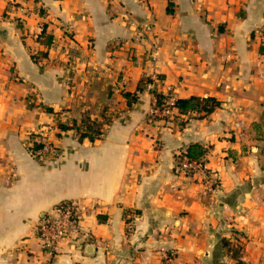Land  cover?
Masks as SVG:
<instances>
[{"label":"crops","instance_id":"1","mask_svg":"<svg viewBox=\"0 0 264 264\" xmlns=\"http://www.w3.org/2000/svg\"><path fill=\"white\" fill-rule=\"evenodd\" d=\"M263 25L264 0H0V264H38V220L62 201L98 210L54 264H264ZM153 92L221 105L149 124ZM85 118L100 136L61 131L54 158L34 155ZM191 144L212 191L176 172Z\"/></svg>","mask_w":264,"mask_h":264},{"label":"built area","instance_id":"2","mask_svg":"<svg viewBox=\"0 0 264 264\" xmlns=\"http://www.w3.org/2000/svg\"><path fill=\"white\" fill-rule=\"evenodd\" d=\"M6 2L9 6H13L15 0H6ZM261 33L264 46V25ZM150 85L152 84L150 83ZM151 88L153 89L152 86ZM155 103L154 97L147 123L154 124L157 120L167 122L173 119L174 103L167 96H165L161 108L154 107ZM33 143L40 144V147L33 152L38 159L50 160L55 157L57 147L44 133L35 136ZM181 154L179 153L176 158V172L186 174L188 168L193 169L194 173L201 175L205 190L212 191L214 189L213 183L216 180L214 174L208 172L204 166L188 162L185 157L178 159ZM97 210L98 205L92 202L85 204L78 201H62L53 206L50 211L43 213L37 223V239L41 251L38 264H54L56 258L62 253L63 245L72 244L80 250L89 245L92 240L90 231L83 228L80 221L84 216L95 214ZM134 220L133 214L125 216V226L128 233L134 229ZM236 238L241 239L239 235H236Z\"/></svg>","mask_w":264,"mask_h":264},{"label":"trees","instance_id":"3","mask_svg":"<svg viewBox=\"0 0 264 264\" xmlns=\"http://www.w3.org/2000/svg\"><path fill=\"white\" fill-rule=\"evenodd\" d=\"M170 13V10L168 11ZM37 41L45 46L49 47L52 43V36L47 34L45 30L41 32L40 35L37 37ZM45 53L39 52L37 53L34 58H40L44 57ZM153 96L155 97L156 103L154 107L161 108L162 102L165 98L161 93L153 92ZM124 97L127 100V106H131L133 102L136 101L135 94H124ZM221 105L220 101L216 100L212 97H206V98H198V97H190L187 99H178L174 102V107L178 112L179 116H186L191 114H198L202 117H207L210 115L215 109L219 108ZM61 131H66L68 129H73L78 133L79 139L88 138L89 140H94L96 137L100 136L101 132L95 125V123L89 121L87 118H85L82 121L81 125H73V126H60ZM40 147L39 143L34 144V149H38ZM206 150L199 144H191L187 147V149L178 157V159H181L185 157L188 162H194L196 164H199L201 166H204L206 163ZM186 174L189 176H192L194 174V170L191 168H188L186 170ZM217 183L216 180L213 183V187L216 188ZM223 246H229L228 241L223 240ZM232 251V257H238L240 253V249H236L235 247L230 248Z\"/></svg>","mask_w":264,"mask_h":264},{"label":"rangeland","instance_id":"4","mask_svg":"<svg viewBox=\"0 0 264 264\" xmlns=\"http://www.w3.org/2000/svg\"><path fill=\"white\" fill-rule=\"evenodd\" d=\"M62 125L60 124L55 127L46 128L43 133L51 140L52 137H57L59 134H61L60 126ZM171 257L172 256H170V254H165V256L163 257V261L168 263L171 260Z\"/></svg>","mask_w":264,"mask_h":264}]
</instances>
